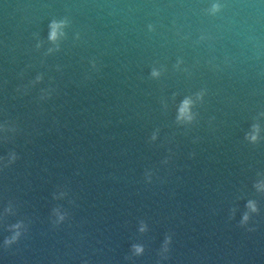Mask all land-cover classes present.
<instances>
[{
    "label": "water",
    "instance_id": "95a60500",
    "mask_svg": "<svg viewBox=\"0 0 264 264\" xmlns=\"http://www.w3.org/2000/svg\"><path fill=\"white\" fill-rule=\"evenodd\" d=\"M260 184L264 0H0V264H264Z\"/></svg>",
    "mask_w": 264,
    "mask_h": 264
},
{
    "label": "clouds",
    "instance_id": "9594fccd",
    "mask_svg": "<svg viewBox=\"0 0 264 264\" xmlns=\"http://www.w3.org/2000/svg\"><path fill=\"white\" fill-rule=\"evenodd\" d=\"M66 26V21H52L50 24V33H49V40L52 42H55L60 36L63 35L62 29ZM152 75L154 77L159 76V72L156 70H153ZM193 101L190 98H186L180 108H179V116L178 119H187V120H191L192 116L190 114V107L192 105ZM258 132H259V126L258 125H253V131L251 134H249V136L247 137L248 139H250L252 142H255L258 138ZM257 187L259 189H264V184H260L257 185ZM248 207L252 210V211H256V206L254 202H249ZM60 219L62 220L63 217L61 216ZM245 220L248 219L247 215H245L244 217ZM15 228H19L20 225H15ZM143 227L141 228V231H143ZM16 235H19V233L17 232ZM15 236L12 238V240H15ZM12 240H6V243H11ZM134 251L137 254H140L143 251V248L140 246H134Z\"/></svg>",
    "mask_w": 264,
    "mask_h": 264
}]
</instances>
